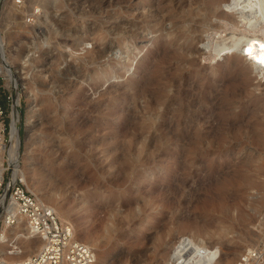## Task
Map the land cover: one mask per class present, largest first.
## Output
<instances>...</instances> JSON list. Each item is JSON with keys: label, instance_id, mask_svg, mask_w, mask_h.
<instances>
[{"label": "rangeland", "instance_id": "374dc122", "mask_svg": "<svg viewBox=\"0 0 264 264\" xmlns=\"http://www.w3.org/2000/svg\"><path fill=\"white\" fill-rule=\"evenodd\" d=\"M20 1L0 0L6 181L14 178L16 110L17 162L27 182L68 210L80 238L96 239L112 263L163 264L162 252L180 234L202 237L237 262L264 231V76L245 72L250 56L229 50L213 57L205 39L176 38L170 20L190 0H162L156 19L165 27L145 29V36L131 34L142 25L145 0ZM240 7L222 6L241 29L217 36L229 40L248 25ZM81 35L85 49L73 44ZM98 45L112 50L90 62L86 52ZM189 46L198 51L183 54ZM190 108L204 136L171 139L163 121L183 109L185 127ZM16 180L27 187L21 174Z\"/></svg>", "mask_w": 264, "mask_h": 264}, {"label": "bare ground", "instance_id": "6f19581e", "mask_svg": "<svg viewBox=\"0 0 264 264\" xmlns=\"http://www.w3.org/2000/svg\"><path fill=\"white\" fill-rule=\"evenodd\" d=\"M127 1L129 2V0ZM145 1L146 10L143 12L141 11L142 13L140 14L143 19L142 25L138 24L135 25L134 28H131V34L134 36H145L143 33L145 29L153 31L157 27H165V19L163 17L160 19H156L157 13L160 10L159 6L162 3V0ZM119 2H121V0H119ZM183 2L185 3L187 2V0H183ZM41 3L45 6L46 4H51L52 0H43V2L41 1ZM223 5H240V9L238 8L240 16H242L249 22L248 25H243L244 28L242 27V31H240L241 33L239 35H234L230 37L229 40L226 38H220V36L217 35H221L223 31L229 32V29H231L230 32H232V30L239 31L241 29V26L234 14L222 9ZM184 12V15L179 16L180 19H176L174 21L170 20V29L171 32H174L176 38H184L186 41H189L191 43L205 39V43L208 44L207 46H209V53L213 57H219L224 52L229 50L235 51L236 53L242 55L243 53H246L248 56H250L251 64L249 65L250 67H248V69L246 68L245 72L247 70L248 72L255 71L258 75L264 76V37H259L261 35H264V31L259 32L260 25L264 26V23L262 22V20H264V0H190L189 7ZM48 15L49 14L45 15L44 19L42 20L43 22L47 21V19L46 21L44 20L46 17L48 18L50 16ZM213 17L218 18L222 22L215 24L210 23ZM260 20L262 23H259ZM58 22L59 24L66 25L65 21L58 20ZM116 26V28L120 30L124 28L121 24L118 23H116ZM204 31L206 32L205 37L201 35V32ZM243 34L247 36H244L243 38ZM105 38L106 36H101V39ZM44 40H46V38ZM85 42H87L85 41V36L81 35L74 41L73 44H79L83 47V49H85ZM110 49L111 48L108 45H98L94 49L87 50L85 56L89 59L90 62H94L99 60L105 54H107ZM190 51H198V49H195L191 46L182 49L183 54H188V52ZM23 52L24 48H21L20 53ZM4 68L5 71L8 72V74H11V70L7 67L6 61L4 62ZM148 91V88H145L141 90L140 93H146ZM182 111L183 109L177 111L175 118H173V116H170L169 118L163 121L162 125L165 127L167 134H169L171 139L176 140L178 142L201 139L204 134L199 131V126L197 128L198 131H196L197 122L193 118L196 110H193L191 108L188 109V112L191 115V119L187 122V125L185 127L181 126ZM17 119V111L15 110L14 123L12 129L13 143L10 151L11 156L9 161L13 169V177L17 178V176L21 174L27 183L28 189L32 193H34L40 201H43L44 203L52 206L57 212L58 216L64 221V224L72 226L73 238L75 240L86 243L94 250L97 264H114L111 262V259L109 257L103 254L102 245L98 244L96 239L92 238L84 240L80 238L77 228L73 224L70 212L68 210L63 209L58 203L55 202L52 197L41 194L37 187H34L27 182L25 172L24 170L19 169L17 162L19 158V137ZM223 123L229 124L230 127H235L236 125H238V122L236 121H227ZM203 127H205L207 130L210 129L212 127L211 121L208 120L206 125L202 124V128ZM260 136V138L264 139V133ZM3 147V142L0 139L1 151ZM3 171V159L0 155V182L2 180ZM2 201L3 205L0 207V218H3L4 223L0 231V258H2L6 263H10L31 256L32 254H35L40 251V249L45 243L44 239L30 229L26 218L19 212L17 204L12 199V197H10V194L8 192L3 194ZM113 215L115 214L113 213ZM8 218H14V222H9ZM263 237L264 231L260 236L259 242L252 246L259 244ZM252 246L246 244L240 252ZM162 253L163 264H237V262L233 261V257H231L230 253L227 254L225 257L222 256L220 247L218 245H215L214 251L202 237L190 234H180L179 236H177V238L171 244L170 249L165 250ZM215 254H217V256ZM143 260L144 259L140 258V260H138L136 264H139ZM126 263L127 262H123V264Z\"/></svg>", "mask_w": 264, "mask_h": 264}, {"label": "built area", "instance_id": "2783aa9c", "mask_svg": "<svg viewBox=\"0 0 264 264\" xmlns=\"http://www.w3.org/2000/svg\"><path fill=\"white\" fill-rule=\"evenodd\" d=\"M16 1L18 4L22 3L20 0ZM28 21H34V18L30 17ZM4 115L5 109L0 99V139L3 143L7 140L8 131ZM3 186V194H10L30 229L40 235L45 243L40 251L31 256L10 263L0 258V264H97L94 250L86 243L73 238L72 226L64 224L52 206L40 201L16 178L6 181L4 171L0 188ZM8 219L9 222H14V218ZM237 264H264V237L259 244L242 251Z\"/></svg>", "mask_w": 264, "mask_h": 264}, {"label": "trees", "instance_id": "16d2710c", "mask_svg": "<svg viewBox=\"0 0 264 264\" xmlns=\"http://www.w3.org/2000/svg\"><path fill=\"white\" fill-rule=\"evenodd\" d=\"M1 103H2V105H3V107H4V109H6V105H5V100H4V98H1Z\"/></svg>", "mask_w": 264, "mask_h": 264}, {"label": "water", "instance_id": "95a60500", "mask_svg": "<svg viewBox=\"0 0 264 264\" xmlns=\"http://www.w3.org/2000/svg\"><path fill=\"white\" fill-rule=\"evenodd\" d=\"M17 103H15V105H16ZM20 138V137H19Z\"/></svg>", "mask_w": 264, "mask_h": 264}]
</instances>
